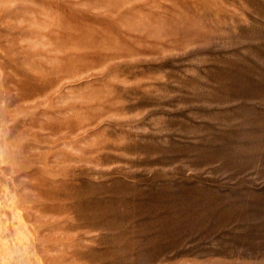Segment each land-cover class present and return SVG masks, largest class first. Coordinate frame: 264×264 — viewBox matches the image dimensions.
<instances>
[{
    "label": "rangeland",
    "instance_id": "374dc122",
    "mask_svg": "<svg viewBox=\"0 0 264 264\" xmlns=\"http://www.w3.org/2000/svg\"><path fill=\"white\" fill-rule=\"evenodd\" d=\"M0 264H264V0H0Z\"/></svg>",
    "mask_w": 264,
    "mask_h": 264
},
{
    "label": "bare ground",
    "instance_id": "6f19581e",
    "mask_svg": "<svg viewBox=\"0 0 264 264\" xmlns=\"http://www.w3.org/2000/svg\"><path fill=\"white\" fill-rule=\"evenodd\" d=\"M178 208V207H177ZM187 209V208H186ZM181 212V211H180Z\"/></svg>",
    "mask_w": 264,
    "mask_h": 264
}]
</instances>
